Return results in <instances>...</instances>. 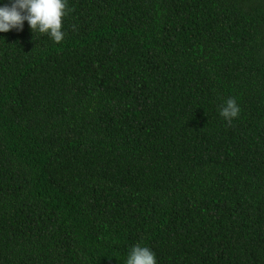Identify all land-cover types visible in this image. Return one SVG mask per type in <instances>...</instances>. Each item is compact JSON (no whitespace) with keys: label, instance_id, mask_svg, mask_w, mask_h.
<instances>
[{"label":"trees","instance_id":"trees-1","mask_svg":"<svg viewBox=\"0 0 264 264\" xmlns=\"http://www.w3.org/2000/svg\"><path fill=\"white\" fill-rule=\"evenodd\" d=\"M67 4L0 33V264H264V0Z\"/></svg>","mask_w":264,"mask_h":264},{"label":"clouds","instance_id":"clouds-1","mask_svg":"<svg viewBox=\"0 0 264 264\" xmlns=\"http://www.w3.org/2000/svg\"><path fill=\"white\" fill-rule=\"evenodd\" d=\"M67 14V0H0V33L22 32L27 22L34 34L46 35L59 44L65 38L62 22ZM240 111L237 100L228 98L219 114L230 124L239 118ZM125 264H158V260L149 247L136 244Z\"/></svg>","mask_w":264,"mask_h":264}]
</instances>
